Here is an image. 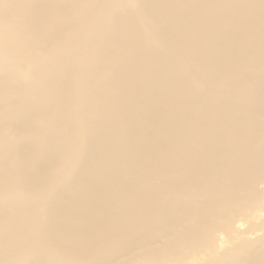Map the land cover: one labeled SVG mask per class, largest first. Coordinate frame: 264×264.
Masks as SVG:
<instances>
[{
  "label": "bare ground",
  "instance_id": "6f19581e",
  "mask_svg": "<svg viewBox=\"0 0 264 264\" xmlns=\"http://www.w3.org/2000/svg\"><path fill=\"white\" fill-rule=\"evenodd\" d=\"M263 208L264 0H0V264H264Z\"/></svg>",
  "mask_w": 264,
  "mask_h": 264
},
{
  "label": "rangeland",
  "instance_id": "374dc122",
  "mask_svg": "<svg viewBox=\"0 0 264 264\" xmlns=\"http://www.w3.org/2000/svg\"><path fill=\"white\" fill-rule=\"evenodd\" d=\"M258 189H261V186H259L258 187ZM264 209V208H263ZM196 224V220H194V221H190V222H188V223H186V226H188V225H195ZM183 226H185V225H183ZM225 238H227V235L226 234H224V235H222V236H219V234L218 233H215V237H214V239L216 240V239H218V242L219 241H221V240H223V239H225ZM156 246L157 247H160V248H164L165 246H166V243L164 242V240L160 237V236H156ZM217 242V243H218ZM216 243V244H217ZM215 244V245H216ZM228 246H229V244L228 243H225V244H223L222 246H220V247H217L216 249H217V251L218 250H224V249H227L228 248ZM221 248V249H220ZM145 252V249H141V250H139V253L140 254H143ZM219 252V251H218ZM217 254V252H214V253H210L208 256L209 257H213V256H215ZM196 263V262H195ZM185 264V263H184Z\"/></svg>",
  "mask_w": 264,
  "mask_h": 264
}]
</instances>
